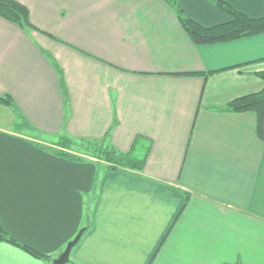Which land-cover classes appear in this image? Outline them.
Instances as JSON below:
<instances>
[{"label": "crops", "instance_id": "1", "mask_svg": "<svg viewBox=\"0 0 264 264\" xmlns=\"http://www.w3.org/2000/svg\"><path fill=\"white\" fill-rule=\"evenodd\" d=\"M18 1L37 29L0 17V97L27 120L0 104V226L52 260L0 242V264H53L87 212L68 264H264L257 117L212 109L263 89L264 33L196 45L164 0ZM216 2L264 17V0H178L206 28L231 20ZM108 132L124 153L144 138L143 170H107ZM62 137L82 162L37 146Z\"/></svg>", "mask_w": 264, "mask_h": 264}, {"label": "trees", "instance_id": "2", "mask_svg": "<svg viewBox=\"0 0 264 264\" xmlns=\"http://www.w3.org/2000/svg\"><path fill=\"white\" fill-rule=\"evenodd\" d=\"M164 1L173 7L183 30L196 45L225 43L264 33V17L255 19L250 18L245 14L236 11L231 5L225 2H216L215 4L223 8L230 15L231 20L224 24L206 28L188 18L178 3V0ZM0 17L23 28H29L31 30L37 29L31 22L28 7L18 0H0ZM195 74L196 73H187V75ZM257 75L264 82V71L259 72ZM0 104L11 108L17 115V119L21 124L27 123L26 118L17 107L12 96L7 95L0 97ZM212 109L217 112L255 113L257 117V133L258 136L264 140V87L259 92L236 98L223 107H212ZM109 137L110 132L107 133L103 140L97 142L94 147V155L108 164V171H116L117 169L143 170L150 148L142 147V149L145 150V153L139 154V141H143L142 139H144L142 136L135 140L132 150L128 153L121 152L111 146V144H109ZM58 143L60 148L44 144H39L37 146L46 152L62 157L71 162L79 163L83 161L82 158L68 151V149H71L72 146L77 143L75 140L68 137H62ZM98 181L99 177H96L95 184H97ZM89 229L90 217L87 212L85 224L81 227L80 231L82 230L84 234ZM0 242L9 243L37 259L52 260V256L43 254L13 238L2 228V226H0Z\"/></svg>", "mask_w": 264, "mask_h": 264}, {"label": "water", "instance_id": "3", "mask_svg": "<svg viewBox=\"0 0 264 264\" xmlns=\"http://www.w3.org/2000/svg\"><path fill=\"white\" fill-rule=\"evenodd\" d=\"M82 236L83 231L81 230L78 235L67 244L65 250L57 258L53 259V264H68L70 262L71 253L79 243Z\"/></svg>", "mask_w": 264, "mask_h": 264}, {"label": "rangeland", "instance_id": "4", "mask_svg": "<svg viewBox=\"0 0 264 264\" xmlns=\"http://www.w3.org/2000/svg\"><path fill=\"white\" fill-rule=\"evenodd\" d=\"M83 143H85V142H83ZM83 143H81L80 141L78 142V146L80 147V146H84V144ZM88 149H89V147H88Z\"/></svg>", "mask_w": 264, "mask_h": 264}]
</instances>
